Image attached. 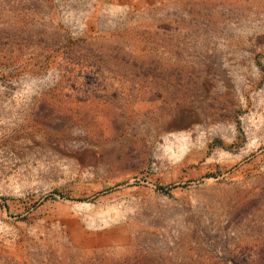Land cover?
<instances>
[{"label": "rangeland", "instance_id": "1", "mask_svg": "<svg viewBox=\"0 0 264 264\" xmlns=\"http://www.w3.org/2000/svg\"><path fill=\"white\" fill-rule=\"evenodd\" d=\"M0 264H264V0H0Z\"/></svg>", "mask_w": 264, "mask_h": 264}]
</instances>
